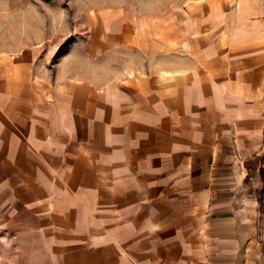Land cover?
Wrapping results in <instances>:
<instances>
[{
  "label": "crops",
  "instance_id": "crops-1",
  "mask_svg": "<svg viewBox=\"0 0 264 264\" xmlns=\"http://www.w3.org/2000/svg\"><path fill=\"white\" fill-rule=\"evenodd\" d=\"M82 18L59 54L0 36V264H264L256 3Z\"/></svg>",
  "mask_w": 264,
  "mask_h": 264
},
{
  "label": "rangeland",
  "instance_id": "rangeland-1",
  "mask_svg": "<svg viewBox=\"0 0 264 264\" xmlns=\"http://www.w3.org/2000/svg\"><path fill=\"white\" fill-rule=\"evenodd\" d=\"M194 0H100L99 2L85 0H47L40 3L41 10H44L46 18L39 16L29 8V3L18 8L8 0H0V36L5 39L25 44L32 39L45 38V42L52 46L53 54H59L65 44L72 41L76 29L82 28L84 10L91 6L123 5L136 9H162L182 6V4ZM197 1V0H195ZM264 17V0H253ZM45 5V6H44ZM51 10V11H50ZM50 11V12H49ZM64 16L59 19V12ZM36 15V16H35ZM50 17V18H49ZM64 22L65 30L61 32L42 33L41 27L47 24L49 27L56 22ZM61 26V25H60ZM60 30V29H58ZM49 50V49H48Z\"/></svg>",
  "mask_w": 264,
  "mask_h": 264
}]
</instances>
